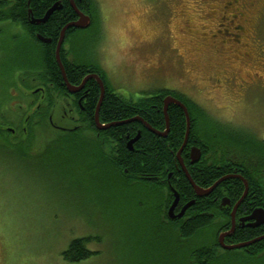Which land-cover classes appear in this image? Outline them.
<instances>
[{
  "label": "rangeland",
  "instance_id": "obj_1",
  "mask_svg": "<svg viewBox=\"0 0 264 264\" xmlns=\"http://www.w3.org/2000/svg\"><path fill=\"white\" fill-rule=\"evenodd\" d=\"M94 2L99 21L75 36L87 43L96 38L97 30L103 32L110 72L118 76L124 60L131 64V71L123 73V79L131 78L127 79L130 89L129 81L145 79L160 60L162 64L165 61L169 78L179 77L190 91V83L197 84L199 94L194 95H199L221 123L238 127L233 130L257 141L264 138V80L249 88L247 85L259 81V77L264 79V0H238L232 8H226L227 0ZM233 14L245 18L242 24L247 30L243 44H234L230 52L217 51L210 42L192 38L193 32L198 36L215 30L220 22L228 26ZM187 25L192 30L185 33ZM147 43L150 52L142 54V45ZM5 63L0 60L1 72ZM223 75L233 76L235 82L227 85L215 80ZM38 76L37 71L23 75V82ZM18 77L19 80L15 73L11 82L0 83V100L7 103L3 112L10 121L5 120L22 132V117L15 112L23 114L20 106L27 104V98L19 97L20 93L13 90L17 98L6 99L12 93V85L23 84L22 74ZM171 83L179 86L175 81ZM58 115L59 122L68 118L62 117L63 108ZM7 131L1 139L17 144V136ZM37 131L38 144L28 152L32 157L20 155V149L8 153L0 147V264H141L131 209L115 201L114 194L102 185L99 172L85 170L76 158L60 155L59 147L52 156L38 158L44 147L41 144L47 141L44 138L50 140L51 133L43 132L42 137L41 130ZM27 145L21 148L27 150ZM238 155L237 150L231 153L234 158ZM87 236L95 240L87 247L98 253L80 262L65 261L61 254L72 240ZM241 254L230 253L236 258L233 264H241ZM249 262L260 264L262 260Z\"/></svg>",
  "mask_w": 264,
  "mask_h": 264
},
{
  "label": "flooded vegetation",
  "instance_id": "obj_2",
  "mask_svg": "<svg viewBox=\"0 0 264 264\" xmlns=\"http://www.w3.org/2000/svg\"><path fill=\"white\" fill-rule=\"evenodd\" d=\"M58 1L62 2V9L54 11L47 22L37 23L39 20H42L45 17L49 9H51ZM227 1L228 3L226 8H232L233 4L238 3V0ZM81 11L92 18V23L89 27L84 29H67L63 44L60 49L61 61L65 69L64 75L63 69L57 58L61 32L66 24L76 21L80 18L79 14L72 6L71 0H0V15H2L0 16V60L3 63L6 62L5 65L7 66V71L13 70L14 74L16 73L18 80V74H22V82L24 80L23 75L25 77L30 76V74L35 71L39 73L38 77H32L30 79L27 78V80L25 78V82H23L22 85H12L11 95L13 97L17 98V94L13 93V90H16V92L20 93L19 97L23 96L27 98V104L20 106L21 109H24V111H22L23 114H20L18 111L15 112L16 116L22 117L20 123L23 131L18 132L13 126L7 127V129H9L12 134L17 136V144H27L31 125H33V128L41 130V136L44 135L43 132L58 134L59 132H65L66 130H79L82 128L88 129L89 127H95L98 130V133L96 136H92L90 140L95 142L96 145L99 146L98 148L106 153L110 147L108 144V139L103 133L110 130L111 128L119 126H113L106 130H101L97 126L96 112L102 94V85L97 78L91 76H98L102 80L105 87V95L99 111V119L102 124L110 123L105 121V115L107 111H117L125 106H132L133 109L141 108V111L147 113L146 115L148 120L139 115L135 116L142 119L146 123L145 124L140 120L135 121L141 126L139 131H141L142 135L139 140L143 139L142 130L145 129L149 133L158 136L162 142L170 146L169 152L171 153L172 158L175 160V170L170 172L168 177L162 180L166 181L170 190L173 192V201L175 200V193L173 189L176 190L180 195L179 203L175 208V215H179L182 212L183 207L189 202L193 200L195 201V204L190 206L181 217L172 219L169 217L168 213L170 220H181V222L185 224L187 221L196 217L211 215L214 225H218L221 222L222 224L228 223L227 217H230L231 226H229V228L223 229L218 234L217 244L220 245L218 251L221 250L223 253L239 251L243 254L255 251L251 248H256L255 245L260 242H264V240L259 241L249 247L227 250L221 246L219 242V236L222 232L229 231L232 228L233 220L236 222V230L225 238V243L227 245L236 244L232 242L233 238L236 236V233H242L238 235V237H241L243 234L248 237L247 239L242 240L243 242L264 235V221L258 226H252L257 222V219H248L254 214L255 210L261 208L264 209V189L262 186L259 189H256L254 186L252 190V186L249 183L248 195L237 208L235 212V218L233 217V210L238 200L233 201L227 195L223 196V198L228 197L230 199V204L223 205L222 198L219 201V208L215 213L210 211L207 213L205 210L200 211V209L194 208L198 200H212V197L215 194L217 195L218 190H220L219 186L223 182L214 191H212L211 194L200 196L196 192L195 186L189 179L188 174L192 177L196 185L206 189L211 187L216 181L209 185L207 184L208 181L204 180L203 177L211 172H215V174L220 173L223 170V159L227 161L228 164L231 162L233 165L234 160L237 158L232 157L230 151H228L226 147L219 145L220 136L224 134H220L222 130L219 126H217V122L220 124L223 123H221L213 115L206 104L198 98L199 95H194V92H199L197 84L190 83L192 84V87L189 86L191 88L190 91L184 88L186 87V85H183L185 82H182L181 79H178L179 77L176 80L170 79L168 72L166 71V62L163 61L164 63L162 64L160 60L158 66L150 69L152 70L151 72H149L150 70L147 72L145 79L138 82H135L134 80V83L129 81V83L132 84L130 89L127 79L130 80L131 78L123 79V73L124 71H131V64L126 63L124 60L119 65V68L123 66V69L118 76H116L113 71L110 72L108 62L109 60L108 57H106L108 54V49L105 45L106 37L104 36L103 32L101 33L100 30H97L96 38H94L92 42L90 41L87 43L82 42L79 36H75L77 32L89 30L96 20L99 21L96 11H93L89 5L83 3ZM223 19L224 22H227L228 18L224 17ZM66 20H68L66 24L61 27L60 24ZM242 21H245V18H241L239 15L233 14L231 19H229V27L223 22H220L219 25H216L215 30L209 29V31L207 30L203 33L201 32V34L198 36H196L193 32L192 38L196 37V39L210 42L215 50L228 53V51L230 52L232 49L231 46L234 44H243V34L247 28L242 24ZM103 23V20L100 21L102 30ZM186 24H189V20H187ZM187 26L189 27V25ZM191 30L192 29L189 27L188 29H183V32L188 33ZM142 47V54H147L150 52V43L142 45ZM180 60L182 64L185 63L184 55H181ZM87 76H90L91 78L85 83L84 87L78 89ZM215 80H217V82H221L223 80L227 85L235 82L233 76L230 77L226 75L216 78ZM263 80L264 79H260L259 77V81H250V83H247L248 88ZM172 81H175L179 86H172ZM70 86L73 90H75V92L71 91ZM240 86L244 87V83ZM134 93L135 96H132ZM111 96H121L125 103H120L114 99H110ZM141 98H149L148 104L144 103L142 105L143 107H140L138 104ZM167 98H174L181 101L187 106L190 113L191 132L188 144L182 152V158L185 166L179 161L178 158V151L181 147L175 149L172 147V145L175 144V142H177L182 136V128L185 129L182 144L185 140L187 131L186 113L184 109L178 104L174 102L170 103L168 106L169 121H167L165 116V105ZM60 108H63L64 115L62 117H68L66 119H62L63 122H59L58 113ZM171 116H173L174 121ZM31 117H33L34 122L28 123L27 119ZM208 118L213 119L215 122L209 120ZM183 121L185 125H183ZM71 124H73V126H71ZM168 126L169 131L166 136L157 134L151 130L154 129L160 132H165ZM178 128H180V130ZM239 129H243V127H239ZM226 133L227 135L234 138L243 137L242 132ZM136 135L131 136L128 134L126 136L128 142L135 138ZM246 137H248L247 140L249 142H253V137ZM44 139L49 141V138ZM261 140L264 142V138ZM138 141L134 143L133 149L128 146L127 142L129 150L132 152L138 151L139 149L136 148ZM84 142L86 144L89 143L88 141ZM37 144L38 141L32 145L33 148H35ZM197 148L201 150L202 155L199 160L194 162L193 159L197 156ZM116 149L118 148L116 147ZM97 151L98 150H95V152ZM102 157L103 154L100 155L101 159L97 158L96 160V167H101V170L104 165V157ZM233 166L235 167V165ZM239 169L241 168L235 167L232 169L231 173H227L226 175L238 174L244 176L242 171ZM125 173L129 174L128 169L125 170ZM175 173L178 174L177 177L175 176ZM261 174L264 175V172H261ZM141 177L143 179H140ZM194 177L199 178L201 182H197ZM154 178H158L155 176V172L148 171L144 174H138L135 177L133 176L130 180V183L131 185H134L135 183L137 184L142 181L143 183L148 184V181L154 180ZM177 178H184L188 181V185L194 190L196 195L195 198L192 200H186L187 196H184V200H182L181 193H179L177 188L172 183V181ZM231 179L240 180L245 186V183L242 179L237 177ZM172 203L170 204V207ZM218 211L222 213V215H220ZM261 255H264V248L258 253V255L255 256Z\"/></svg>",
  "mask_w": 264,
  "mask_h": 264
},
{
  "label": "trees",
  "instance_id": "obj_3",
  "mask_svg": "<svg viewBox=\"0 0 264 264\" xmlns=\"http://www.w3.org/2000/svg\"><path fill=\"white\" fill-rule=\"evenodd\" d=\"M81 1L89 5L93 11H95L94 0H76V4L80 9H82L83 5ZM67 21L68 20L63 21L60 24L61 27L64 26ZM13 75L14 71H7V66L3 65V71H0V83L5 81L11 82L13 80ZM1 91L4 92V90ZM9 98L15 99L11 94H8L6 97V99ZM110 99L125 103L121 96H111ZM148 101L149 98H141L138 105L143 107L142 105L144 103L148 104ZM2 104H4L3 109ZM6 105V102L0 100V147H3L4 151L8 153H14V148L20 149L17 150L19 154L21 153L20 155L32 157L28 155V152H30L29 148H33L31 145L38 140V131L36 128H33V125H29L31 130L27 139V150L21 148V146L24 147L23 144H16L1 139L5 131L7 136L8 131L5 127L12 126V124L6 121L9 120V118L4 116L3 110H7ZM146 114V112L141 111V108L133 109L132 106H125L117 111H107L105 121H122L133 118L136 115L148 120ZM171 118L173 119V116H171ZM208 119L214 121L211 118ZM27 122H34L33 117L27 119ZM183 125H185L184 121ZM217 126L222 130L220 134H224L220 136L219 145L226 147L230 153L236 150L239 152L233 165L241 168L239 170H241L245 178L248 179L252 186V190L254 186L256 189L261 188V186L264 189V175L261 174V172H264V142L255 139L253 142H249L247 140L248 137L244 135L242 138L231 137L227 135L226 132H236L233 130L235 128L218 122ZM140 127L141 126L137 124V122H134L114 127L104 132L103 134L108 139L110 147L106 153L101 151L98 148L99 146L90 140L92 136H96L98 133L95 127L66 130L58 134L51 133L50 140L45 141V145L44 143L41 144V147H44L38 158L47 157V155L52 156L59 147L60 155L65 157L69 156L72 159L76 158L83 164L85 170H93V173L99 172V177L103 178L102 185L104 184L107 191L114 194L115 201H117L119 205L125 204L126 207L133 212V237H135L139 245L138 254L141 258V264H233L236 258L230 255L231 252L223 253L221 250L218 251L220 245L217 244L219 232L231 226L230 217H227L228 223L222 224L221 222L218 225H214L211 215L196 217L187 221L185 224H183L181 220H170L168 217V208L173 202L174 194L166 181L162 179L167 178L169 173L175 170V160L169 152L170 146L162 142L158 136L149 133L145 129L142 130L143 139L139 140L136 144V148L139 150L135 152L129 150L126 136L128 134L131 136L136 135ZM178 129L180 130V128ZM184 130L185 129L182 128V136L172 145L175 149L182 145ZM84 141H88L89 143L86 144ZM116 147L118 149H116ZM95 150L98 151L95 152ZM102 154L104 157H102L104 159V165L101 170V167H96V160L100 158ZM222 164L223 170L220 173L215 174V172H211L203 177L204 180L208 181L207 184H213L227 173H231L232 169L235 168L231 162L228 164L224 159L222 160ZM126 169H128L129 174L125 173ZM148 171L155 172V176L158 178L149 180L148 184L140 181V183L131 185L130 180L133 176L135 177L138 174H144ZM175 176L177 177L178 174L175 173ZM140 179L143 178L141 177ZM194 179L197 182H201L197 177H194ZM172 183L179 193H181L182 200H184V196H187L186 200L195 198L196 195L194 190L188 185L186 179L177 178L174 179ZM219 189L217 195L215 194L212 197L213 199L211 198L212 200H198L194 208L200 209V211L205 210L207 213L209 211L215 213L219 208V201L223 196L227 195L233 201H237L242 196L245 186L240 180L230 179L223 182L219 186ZM220 215H222V213H220ZM240 234L242 233H236V236L232 240L233 243L243 242L242 240L248 238L245 234L238 237ZM92 241H95L94 237L90 236L75 238L70 243L68 249L62 252L61 255L63 259L72 263L80 262L94 256L98 252L87 247V244ZM255 246L256 248H251L255 251L241 254L239 258L241 264H250L249 260L255 258L261 259L262 263L260 264H264V255L255 256L263 250L264 242H260Z\"/></svg>",
  "mask_w": 264,
  "mask_h": 264
},
{
  "label": "water",
  "instance_id": "obj_4",
  "mask_svg": "<svg viewBox=\"0 0 264 264\" xmlns=\"http://www.w3.org/2000/svg\"><path fill=\"white\" fill-rule=\"evenodd\" d=\"M71 4L75 8L76 12L79 14L80 18L78 20H76V21H72V22H69L68 24H66L64 26V28L62 29V32H61L59 48H58V51H57V58H58L59 64L61 65V67L63 69L64 75H65V69H64L63 63L61 61L60 49H61V46L63 44L64 37H65L67 29H69V28L84 29V28L89 27L91 25V23H92V18L89 15L85 14L83 11H81V9L77 6L75 0H71ZM60 9H62V2L58 1V2H56L53 5V7L51 9H49V11L45 15V17L42 20H39L37 23H45V22H47V20L51 17V15L54 13V11H57V10H60ZM91 77L97 78L101 82V85H102V94H101V97H100V100H99V104H98V108H97V112H96L97 126H98L99 129L106 130V129H109V128L113 127V126H121V125L128 124V123H131V122L139 121V120L142 121L143 123H145L142 119H140L138 117H133L131 119H126V120L116 121V122H110L108 124H102L100 122V119H99V111H100V107H101L102 101L104 99L105 87H104V84H103L102 80L100 79V77H98V76H91ZM91 77L87 76L84 79V81H83L82 85L80 86V88H78V89H81L82 87H84L85 83ZM70 89H71L72 92H75V90H73L71 86H70ZM173 102L178 104L179 106H181L184 109V111L186 113V117H187V131H186L185 140H184L181 148L178 151L179 161L185 166L183 158H182V152H183V150L185 149V147L188 144V140H189V136H190V132H191V117H190V113L188 111V108H187V106L185 104H183L181 101H179L177 99L167 98L166 99V105H165V116L167 118V121H169L168 106H169L170 103H173ZM151 130H153L157 134L166 136L168 131H169V126L167 127V130L165 132H160V131H157V130H154V129H151ZM141 135H142V133H141V131H139L138 134L136 135V137L131 139L128 142V146L131 149L134 148L133 147L134 143L139 140ZM201 155H202L201 150L199 148H197V156H196V158L193 159V161L195 162V161L199 160L201 158ZM188 177L191 180L192 184L195 186L196 192L200 196H205V195L211 194L212 191H214L222 182L227 181L228 179L236 178V177L242 179L244 181V183H245V191H244L243 195L241 196V198L238 200V202L235 205V208L233 210V217L234 218H235V212H236L237 208L244 201V199L246 198V196L248 195V192H249V181L244 176L238 175V174H230V175L223 176L219 180H217L211 187L206 188V189L201 188L198 185H196L195 182L193 181L192 177L189 174H188ZM173 191L175 193V200L173 201V203H172V205H171V207L169 208V211H168L169 217L172 218V219L176 218V217L183 216L185 211L190 206L195 204L194 200L189 202L187 205H185L183 207L182 212L179 215H175L174 212H175L176 206L179 203L180 195L177 193L176 190L173 189ZM222 204L223 205L230 204V199L228 197H224L222 199ZM248 219H257V222L254 223L252 226L260 225L264 221V209L261 208V209L255 210L254 214L252 216H250ZM235 230H236V222H235V220H233L232 228L229 231L222 232L220 234L219 242H220L221 246L224 249H227V250L241 249V248L249 247V246H251V245H253V244H255V243L259 242V241L264 240V235H262V236L256 237V238H254L252 240H249V241L227 245L225 243V238L227 236L231 235Z\"/></svg>",
  "mask_w": 264,
  "mask_h": 264
}]
</instances>
